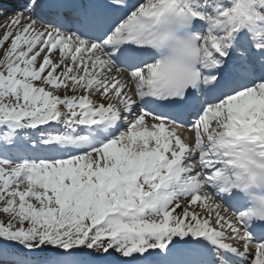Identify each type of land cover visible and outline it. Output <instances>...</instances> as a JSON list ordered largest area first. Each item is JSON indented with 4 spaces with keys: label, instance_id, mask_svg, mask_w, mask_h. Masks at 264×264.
<instances>
[{
    "label": "snow or ice",
    "instance_id": "6c2138e0",
    "mask_svg": "<svg viewBox=\"0 0 264 264\" xmlns=\"http://www.w3.org/2000/svg\"><path fill=\"white\" fill-rule=\"evenodd\" d=\"M0 264H264V0L0 11Z\"/></svg>",
    "mask_w": 264,
    "mask_h": 264
},
{
    "label": "rangeland",
    "instance_id": "374dc122",
    "mask_svg": "<svg viewBox=\"0 0 264 264\" xmlns=\"http://www.w3.org/2000/svg\"><path fill=\"white\" fill-rule=\"evenodd\" d=\"M0 218H2V217H0Z\"/></svg>",
    "mask_w": 264,
    "mask_h": 264
}]
</instances>
